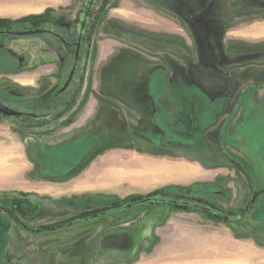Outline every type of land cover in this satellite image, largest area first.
I'll use <instances>...</instances> for the list:
<instances>
[{"label":"rangeland","instance_id":"obj_1","mask_svg":"<svg viewBox=\"0 0 264 264\" xmlns=\"http://www.w3.org/2000/svg\"><path fill=\"white\" fill-rule=\"evenodd\" d=\"M89 1L53 9L59 18L73 11L74 30L63 22L72 44ZM89 10L76 80L62 99L70 107L79 93L86 102L47 126L55 134L58 124L67 123L66 130L80 128L82 133L54 149L63 154L60 162L45 159L52 148L39 145L45 168L53 172L50 184L74 189L42 199L20 191L0 200L11 215L0 211V264H161L174 254L181 260L218 242L264 254V0H95ZM67 55L61 58L58 86L75 65L74 52ZM156 64L163 65L161 72ZM22 69L31 72L33 66ZM137 81L154 87L179 82L164 97L195 98L196 115L173 122L155 112L159 101L151 100L154 89L149 86L130 90L144 105L126 106L125 89L118 86ZM109 82L119 85L108 88ZM197 82L214 87L204 91ZM108 99L126 113L109 115L107 105L92 113V104ZM182 103L188 101L180 104L187 108ZM8 121L26 143L40 130ZM241 135L254 143L255 151L234 144ZM192 143L202 147L194 152L188 147ZM215 149L220 161L206 155L205 150ZM231 158L247 167L250 181ZM157 192L172 198L184 193L192 202L244 219L145 206L92 222L85 218Z\"/></svg>","mask_w":264,"mask_h":264},{"label":"crops","instance_id":"obj_2","mask_svg":"<svg viewBox=\"0 0 264 264\" xmlns=\"http://www.w3.org/2000/svg\"><path fill=\"white\" fill-rule=\"evenodd\" d=\"M74 1L75 0H0V18L19 19L30 15L43 14L48 9H69L71 8ZM72 12V10H67L63 14L60 12V19L62 23L65 21L64 23L69 22L71 25L73 24L74 17L70 19V15ZM62 49L63 48L59 44L53 41L39 38H33L30 40H11L6 47V50L17 59L18 64L17 67H13L14 65H12L11 61V63L9 62V64H7L8 67L0 68V94L15 95L26 100L41 96L56 83L55 81L59 75L61 53L63 52ZM157 62H159V58ZM26 64L32 65L33 71H23L22 67ZM154 67H156L155 69H157V72H161L163 69V65L159 64H156V66ZM152 83L153 82L148 83L145 81L122 83L121 86L118 87L119 89H125V91L122 92L124 104H128L126 106H129L130 104H132L133 106L144 105L142 102H140V100H137L136 96H134V93H132L130 90L132 88L146 90V88L149 86V88L154 89L153 93H150L151 100H153L155 104L159 101V108H156L155 112L159 111V113H162L165 118L173 122L175 120H180L181 117L185 114H187L188 117V113H190V115L192 116L194 114L196 115L197 103H194L196 100L195 98L182 100L188 101V103H182L183 105L187 106V108L180 109V104L182 102L180 97L178 98L177 96H175V98L170 97L169 99L164 97V94H166L165 90H172L173 88L179 87V82L174 81L173 83H170L169 86L165 83L163 84L162 82L158 84L155 83V87ZM110 85L111 86H108V88L110 87L114 89L115 87L117 88V85H119V83L114 82L110 83ZM183 85L190 86L189 82H183ZM196 86L199 89H203L204 91L205 89H213L214 87L201 85L198 82ZM85 98L86 96H81V98L77 102V106H75L72 111H75L77 107L84 104L86 102ZM99 98L105 100L103 96ZM167 101H170V103H168ZM212 101H214L213 98ZM212 101L211 103H214ZM99 103L96 105L92 104L91 108L93 114L100 113L103 107L106 106L104 103ZM88 108L89 103H87V107L83 112L84 115L85 112L88 111ZM133 109L135 110V108ZM107 110L109 115L110 113L116 114L114 110H118L119 113L123 111L124 113H126L125 110H121L111 105H108ZM136 110L139 111L141 109ZM130 111H132L131 107H129L128 109V112ZM61 123H63V121ZM79 129L80 128H73L71 130H66L65 128L56 130L57 132L53 134L48 128L47 130L46 128H43L38 130L39 132H37V136H35L34 138L31 137V139H29L26 143L25 140L21 138L20 130H18L12 124V122L0 118V200H5V197H10V195L13 196L15 195V193L20 191L33 193V195L29 194V197H38L41 199L46 195H54L57 193L62 194L67 193V191H72L74 188H71L69 190L68 188H60V190H58L50 184V180L53 179L51 175L53 172L45 168L43 157L39 152V145L45 144L48 149L52 148L46 154L47 156L45 155V159L54 162H60L61 160H64L63 154H61L58 149H54L62 148V146L71 142V140L75 136V133L76 135L78 132L82 133V131H80ZM93 136L98 137L99 135ZM98 138L97 144L100 142ZM221 143H223V138H221ZM238 143H240L241 145H247L255 151L254 143H251L249 140H245L243 135L239 136V140H236V143L234 144ZM188 147L193 149L194 152H197L202 146L197 143H192L189 144ZM213 150H205L209 153L206 155H209V157L212 159H217L218 161H220V157L218 158V153H216L217 149H215V151ZM241 152L242 155L245 156V160H247L251 167L254 168V161H251L243 151ZM195 159L200 160L199 158ZM202 163L204 164L205 162L202 161ZM54 174V176H58L60 178L61 174L55 172ZM158 179H160V177ZM72 185L77 186L79 185V183ZM244 185L241 184V186ZM246 193L247 189L245 191V194ZM254 251L258 253V259H256V253H253L251 258L254 257L256 261L253 258L254 260L251 259L253 262L252 263L250 262V259L247 260V258H245L247 263L245 259H242L243 262L240 261L238 262V264H244V262L246 264H264V254L256 251L255 249Z\"/></svg>","mask_w":264,"mask_h":264},{"label":"trees","instance_id":"obj_3","mask_svg":"<svg viewBox=\"0 0 264 264\" xmlns=\"http://www.w3.org/2000/svg\"><path fill=\"white\" fill-rule=\"evenodd\" d=\"M54 13L55 12L53 9H48L43 14L30 15L19 19L0 18V33L6 35L13 31H40V35L48 37L52 36L59 41H68V39L66 38L67 32L64 29L58 26H55V29L53 28L57 17V15ZM73 50H75V47L71 46V48H69V51L74 52ZM67 93L68 90L61 91L52 89L39 99L25 102V104L28 103L27 105H25L28 106V108L24 109L26 112L22 113L21 117L16 118V120L19 121V123H22V125H32L34 128H40L44 125H48L50 122L58 120L62 115L67 113L68 109L71 107V105L69 107L66 103H64L65 101L62 100ZM62 104L65 105V108L64 110L60 111V106ZM227 158L230 160L228 156ZM232 161L245 174L247 180L250 181L251 176H249V174L247 173V167L240 160L234 161L232 159ZM143 206L153 208L166 207L183 211L196 210L204 214L213 215L217 218L226 219L225 221H242L244 219V216L242 214H222L219 209L214 208L209 204H202V201L200 200H198L197 203L192 202L185 196L184 193L177 195L176 198H172L158 192L148 195L145 198H136L131 203H128L126 205L116 206L109 210L102 211L98 214L86 216L85 218L88 220L87 222H92L96 219H103L124 214L128 211Z\"/></svg>","mask_w":264,"mask_h":264},{"label":"flooded vegetation","instance_id":"obj_4","mask_svg":"<svg viewBox=\"0 0 264 264\" xmlns=\"http://www.w3.org/2000/svg\"><path fill=\"white\" fill-rule=\"evenodd\" d=\"M94 1L95 0H90L87 4L84 3V5H83V8L84 7L85 8L82 9V11H81V15L82 16H81V21H80L79 28L77 30L78 33H77V43L76 44H72L69 41H59L58 39H56L55 37H52V36L48 37V36L40 35L41 34L40 31H13V32H11L9 34H6V35L5 34L3 35L2 33H0V68L8 67L7 64H9V62L11 63V61H12V65H14L13 67H17V64H18L17 59L15 57H13L6 50V47H7V45L9 44V42L11 40H17V39H20L22 37H31V38L25 39V40H30V39H33V38H39V39H44V40H48V41H53V42L59 44L62 48L64 47V51L61 53V58H63V56L66 55V56H64V57H66V59H68L67 52H69V54H70L69 48H71V46L75 47V51H74V54H75V65H73L71 70H69L68 76L66 78L64 77V79L62 81V84L60 86H58V84L55 83V85L53 87H51L49 90H47L41 96H39L37 98H34V99H30V100H26V99H23V98H21L19 96H15V95L0 94V101L1 102H3L4 104L8 105L13 110L19 112L22 115V113H25L26 111L20 107L21 105L25 106V105L28 104V103L25 104V102H30V101H34L36 99H39L40 97L44 96L46 93L51 91L52 89H57V90H61V91L68 90V93H71L70 91L72 90V85L74 84V82L76 80V76H77V72H78V65L77 64L81 60V58H80V50H81V46H82V41H83L84 36L86 35V32H87V28L86 27H87V22H88V19H89V13H90L89 9L91 8V6H92ZM55 22H56L55 26H58V27L64 29L66 32H69V33L71 32L68 29V27H66L62 23V21H61V19L59 17H57ZM75 25H76V19L73 21V24H72V29L73 30H74ZM21 32H37V33L34 34V35H29V36H14L13 35V33H21ZM20 40H24V39H20ZM71 53H72V51H71ZM85 68H87V67H85ZM60 71H61V65H59V73H60ZM65 75H66V72H65L64 76ZM76 93H77V91H76ZM78 94L79 93H77L76 97H74L75 100L70 104L71 107L68 109V112L69 111L71 112L74 109V107L77 106V102L81 98V96H79ZM104 104L107 105V106L111 105V103L109 102V99ZM20 117H18V118H20ZM0 118L1 119L12 120V121L16 120V118H6V117H4L2 115H0ZM19 124L21 125L22 123H19ZM48 125H44L43 127L33 128V129L47 128ZM58 126H60L61 129H65L66 127H69L67 123L58 124L56 126V128ZM56 128H54V129H56ZM61 129L58 128V130H61ZM84 136H85V134H84ZM84 138L85 137H83L81 140H83ZM81 143H83V141H81ZM92 147H93V150H94L95 147H98L97 139L95 140V142H94ZM0 211L3 214V216L4 215L11 216L9 209L5 208L4 206L0 207Z\"/></svg>","mask_w":264,"mask_h":264},{"label":"bare ground","instance_id":"obj_5","mask_svg":"<svg viewBox=\"0 0 264 264\" xmlns=\"http://www.w3.org/2000/svg\"><path fill=\"white\" fill-rule=\"evenodd\" d=\"M159 177H161V176L159 175ZM252 250H254V249L250 246H241V245L239 246V245H233V244L229 245V244L224 243V242H218V243H216V246H214V244H213L209 247H205L202 251H200L196 254H192L187 258L179 260L178 258H176L177 257V256H175L176 254H174L173 257H171L170 259H165L164 261L160 257L163 261V262L162 261H160V262H162L161 264H218V263H224V262L225 263L227 262L228 264H238V262L242 261V259H245V258H247V260L253 259L254 257L251 258L252 254H253ZM163 258H165V257H163ZM257 259H258V257H257ZM245 261H246V259H245ZM250 262H252V260ZM157 263L158 262H156V264ZM246 263H247V261H246Z\"/></svg>","mask_w":264,"mask_h":264},{"label":"water","instance_id":"obj_6","mask_svg":"<svg viewBox=\"0 0 264 264\" xmlns=\"http://www.w3.org/2000/svg\"><path fill=\"white\" fill-rule=\"evenodd\" d=\"M37 32H21V33H13L14 36H29L34 35ZM0 115L6 117V118H18L21 116V114L15 110H13L8 105L4 104L0 101Z\"/></svg>","mask_w":264,"mask_h":264}]
</instances>
